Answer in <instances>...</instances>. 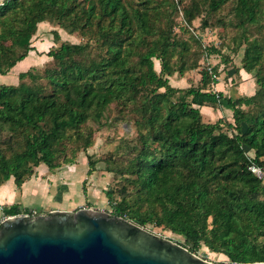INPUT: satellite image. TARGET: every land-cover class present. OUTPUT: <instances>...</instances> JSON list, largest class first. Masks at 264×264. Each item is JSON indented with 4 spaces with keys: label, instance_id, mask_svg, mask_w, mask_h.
I'll return each mask as SVG.
<instances>
[{
    "label": "trees",
    "instance_id": "1",
    "mask_svg": "<svg viewBox=\"0 0 264 264\" xmlns=\"http://www.w3.org/2000/svg\"><path fill=\"white\" fill-rule=\"evenodd\" d=\"M228 1H0L2 75L35 50L31 39L42 22L85 37L83 43L59 42L53 29L55 45L46 52L53 65L19 72L16 85L0 84V185L12 177L19 188L40 164L74 163L93 143L88 121L103 125L105 110L117 104L133 119L136 136L125 143L126 185L113 215L182 236L180 243L194 253L205 247L227 263H263L264 183L248 167L264 171V0H234L233 8L244 43L241 68L257 85L253 95L233 100L207 90L217 80L206 69L199 85L169 82L174 73L197 67V60L187 62L189 45L173 33L177 5L180 31ZM201 20L200 29H211ZM250 27L261 36H248ZM208 51L220 53L214 44ZM222 100L233 121L204 122L200 107L215 108ZM87 163L90 174L96 160L87 156ZM105 194L112 203V192ZM26 210L12 204L3 213Z\"/></svg>",
    "mask_w": 264,
    "mask_h": 264
},
{
    "label": "rangeland",
    "instance_id": "2",
    "mask_svg": "<svg viewBox=\"0 0 264 264\" xmlns=\"http://www.w3.org/2000/svg\"><path fill=\"white\" fill-rule=\"evenodd\" d=\"M174 1L177 2V0ZM234 4L235 1L230 0L218 11L211 13L210 15L206 14L205 11H202L201 14L196 17L191 22V24H189L195 30H200L199 25L202 24L201 19L205 18L207 20L206 26L211 27V30H213L211 37L217 35V42L215 46L219 48L220 53H218L219 57L212 59L210 63L216 67L217 74L223 76L224 78H222L225 81L227 80L224 72L227 68L235 65L234 61H238L237 53L242 51L244 48V43H241L242 30L237 25H235L233 10ZM181 17V5L178 4L177 13H175L173 16L175 26L173 33L175 34V38L177 40L184 41L189 45V52L186 54L187 62L190 63L194 60H197V67L186 70L182 75L174 73L172 76H170L169 82L176 88H186L191 85H199L201 77L200 73L202 70H205L207 62H209L208 60L202 59V54L199 51L198 44L195 42L194 38H192L189 28H187V30H176ZM53 29H56L60 34L59 42H85V37L79 33L75 32L68 34L63 29L53 26V24L49 22H42L38 24L37 31L31 39L32 45H36L38 51L35 49L36 55L34 56L36 61L34 65L30 66L38 72H42L46 67L53 65L52 58L46 55L47 50L50 49L54 43L53 36L51 34ZM246 34L250 37L261 36V33L257 32V30L253 27H250L246 31ZM238 43H241V47L238 48V51H236V45ZM25 61L28 62L31 61V59L27 58ZM153 61L154 68L158 72L160 69L159 61L156 59ZM18 68L5 75L0 74V84L16 85L18 83V73L28 69V67L23 70H19ZM15 78L17 81L13 82ZM238 80L239 77L237 78L234 75V85H237ZM27 81L29 80L27 79ZM221 115L223 119H226V115L223 111L221 112ZM102 122L103 125L98 126V124L93 120L88 121L86 126L94 130L93 143L85 150L79 151L74 163L62 164L54 169L48 168L45 164H40L35 168V173L37 175L39 169H41V166H43L45 170L44 173L47 172L48 175L53 174L55 176V182H57L58 185L62 184L61 182H66L65 184L59 185V194L68 191V194L71 198V196L78 195L80 192L83 195L81 197V204L84 207L104 210L110 214H114L113 204L114 202L120 200V196L122 195L121 188L122 186L126 185L125 178L127 174L124 173V166L127 161V146L125 143L132 142L135 139L136 131L133 119L129 118V115L126 111H121L117 104H111L105 110ZM223 130H228L225 123ZM87 156L92 160H96L94 170L90 174L87 173ZM107 191H111L113 194L112 203H109L106 197L105 193ZM39 205L40 204L34 205L35 208L33 209L36 211H42V207ZM145 227L156 234L167 236L181 243L184 242L182 236L173 234L167 230H163L161 227H154L152 225H146ZM197 253L203 258L212 262L227 263V258L225 256L210 252L205 247H202Z\"/></svg>",
    "mask_w": 264,
    "mask_h": 264
},
{
    "label": "water",
    "instance_id": "3",
    "mask_svg": "<svg viewBox=\"0 0 264 264\" xmlns=\"http://www.w3.org/2000/svg\"><path fill=\"white\" fill-rule=\"evenodd\" d=\"M0 264L215 263L107 211L80 207L0 221Z\"/></svg>",
    "mask_w": 264,
    "mask_h": 264
},
{
    "label": "crops",
    "instance_id": "4",
    "mask_svg": "<svg viewBox=\"0 0 264 264\" xmlns=\"http://www.w3.org/2000/svg\"><path fill=\"white\" fill-rule=\"evenodd\" d=\"M53 45L55 44L53 43ZM34 46L35 49L38 51L37 46ZM36 50L29 51L28 55L23 60L17 62L10 69V71H13L18 67L19 70H23L27 67L29 68L30 66L34 65L36 61L34 56L36 55ZM242 55L243 50L237 53L238 61H234V66L236 68H239L238 72H235L234 67L227 68L224 72V75L228 82L223 80V76L219 75L220 77L217 82L213 85L209 84L207 86V90H211L214 92H222L223 96L230 97L233 100L240 96L253 95L257 89V85L252 75L241 68ZM27 58L31 59V61L26 62L25 60ZM234 75L237 78L239 77L237 85H234ZM15 81H17L16 78L13 82ZM200 111L204 122H214L215 120L222 118V111L226 115L227 121H233L232 109L223 100L221 101L218 107H215V109L210 106H202L200 107ZM247 153L249 156H253L252 150H248ZM42 167L43 166H41V169H39L37 175L35 173L32 177L26 180L19 188L15 185L12 177L0 185V221L7 216L3 213V208L12 204H18L22 210L33 209L35 208L34 205L40 204L39 206L42 207V211L38 212L44 214L54 210H75L77 208L84 207L81 204V197L83 195L80 192L78 193V195L71 196V198L68 194V191L59 194V185L65 184L66 182H61L62 184L58 185L57 182H55V176L53 174L48 175L47 172L44 173L45 170L44 167Z\"/></svg>",
    "mask_w": 264,
    "mask_h": 264
},
{
    "label": "built area",
    "instance_id": "5",
    "mask_svg": "<svg viewBox=\"0 0 264 264\" xmlns=\"http://www.w3.org/2000/svg\"><path fill=\"white\" fill-rule=\"evenodd\" d=\"M188 28L190 29V31L193 34V36L197 40H199V42H200L202 59L209 61V62H207V65H206L205 69L211 75L212 79L218 80L219 79V75H216V74L213 73V69H212L213 65L210 62H211L212 59L218 58L219 55H218V53H211V52L208 51V48H209L210 44L216 45V42H217L216 41V36L217 35L211 37L212 34H213V30L208 29V28L200 29V30H195L191 26H188ZM211 84L213 85L215 83L212 82ZM248 168L255 175H257L258 177L264 179V171H262L260 167L254 165V164H251V165H249ZM39 213H41V212H38L35 209H28L26 211L21 212L20 214H23L25 216H34V215L39 214ZM42 214H44V213H42ZM259 264H264V262L263 263H259Z\"/></svg>",
    "mask_w": 264,
    "mask_h": 264
}]
</instances>
